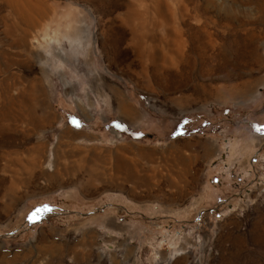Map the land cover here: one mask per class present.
I'll return each instance as SVG.
<instances>
[{
  "label": "rangeland",
  "instance_id": "rangeland-1",
  "mask_svg": "<svg viewBox=\"0 0 264 264\" xmlns=\"http://www.w3.org/2000/svg\"><path fill=\"white\" fill-rule=\"evenodd\" d=\"M0 264H264V0H0Z\"/></svg>",
  "mask_w": 264,
  "mask_h": 264
},
{
  "label": "snow or ice",
  "instance_id": "snow-or-ice-1",
  "mask_svg": "<svg viewBox=\"0 0 264 264\" xmlns=\"http://www.w3.org/2000/svg\"><path fill=\"white\" fill-rule=\"evenodd\" d=\"M117 127H120V125H117ZM256 130H257L258 132H259V131H262V129H260V128H257ZM178 134H179V133H178ZM29 218L32 219L33 217L30 216Z\"/></svg>",
  "mask_w": 264,
  "mask_h": 264
},
{
  "label": "bare ground",
  "instance_id": "bare-ground-1",
  "mask_svg": "<svg viewBox=\"0 0 264 264\" xmlns=\"http://www.w3.org/2000/svg\"><path fill=\"white\" fill-rule=\"evenodd\" d=\"M133 15V14H132ZM28 25V24H27ZM125 108V107H124Z\"/></svg>",
  "mask_w": 264,
  "mask_h": 264
}]
</instances>
